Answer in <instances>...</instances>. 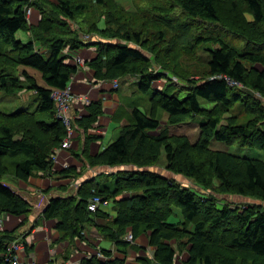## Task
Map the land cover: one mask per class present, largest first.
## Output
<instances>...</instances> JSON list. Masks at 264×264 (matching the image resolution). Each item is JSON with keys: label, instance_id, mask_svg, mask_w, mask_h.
Instances as JSON below:
<instances>
[{"label": "trees", "instance_id": "1", "mask_svg": "<svg viewBox=\"0 0 264 264\" xmlns=\"http://www.w3.org/2000/svg\"><path fill=\"white\" fill-rule=\"evenodd\" d=\"M140 3L145 6L128 13L117 0H0V92L16 96L32 91L30 99L34 102L32 110H0V218H22L15 229L0 230V264H11L7 245L19 238L14 233L31 213L29 202L11 188L8 178L25 182L38 173L62 177L76 174L72 166L53 169L54 150L60 147L67 129L54 117L51 91L69 83L77 71V65L68 62L70 51L82 46L95 47V57L86 62L94 71L93 77L117 78L123 83L125 76L135 75L137 89L133 93L143 94L147 100L146 104L141 99L131 103L132 110L118 136L94 155L88 154L87 145L100 137L88 130L102 113L101 101H91L87 113L74 119L73 125L85 136L84 157L90 168L132 169L98 173L80 183L74 196L49 198L41 215L55 221L57 240L74 246L76 239H83L85 225L93 223L103 238L126 256L132 250L131 242L124 238L126 233H131L133 241L141 233H148L151 257L138 256L140 264H174L180 255L181 264H264V205L218 207L213 197L240 195L264 201V160L209 146L214 139L227 145L264 148V130L260 128L264 124V0ZM27 6L39 12L35 25L28 22ZM171 7H179L190 19L169 17ZM79 15V22L86 27L78 22L76 28L71 27L70 22ZM102 18L104 27L99 28ZM206 24L231 31L244 38L245 45L237 47L219 37L217 31L213 36L203 35ZM151 25L156 26L154 30H149ZM196 26L202 28L201 35L196 36L202 42L194 50L186 46L181 52L190 56L177 66L173 55L178 52L177 42L181 43L180 37ZM81 30L85 34L93 31L107 41L84 42L78 35ZM18 31L28 33L29 39H17ZM144 46L148 55L139 49ZM200 46H204L208 58L204 73L196 78L192 55ZM165 52H171L175 61L172 65L158 58ZM151 63L160 68L148 72ZM27 69L37 72L42 84ZM224 77L241 86L229 85ZM158 79L164 84L160 89L153 88ZM202 102L210 106L203 107ZM161 113L166 115L164 122ZM197 115L202 119L196 141L167 130V126ZM162 150L164 168L170 176L147 169L157 164ZM173 174L182 176L185 182ZM93 194L111 203L112 219L102 207L88 210ZM174 207L179 208L181 219L170 222ZM23 244L25 250L33 248L25 241ZM109 256V251L98 248L97 254L79 264H125V258L107 260Z\"/></svg>", "mask_w": 264, "mask_h": 264}, {"label": "crops", "instance_id": "2", "mask_svg": "<svg viewBox=\"0 0 264 264\" xmlns=\"http://www.w3.org/2000/svg\"><path fill=\"white\" fill-rule=\"evenodd\" d=\"M49 1L53 3L56 2V0ZM31 8L32 11L27 18L30 24L35 25L37 24L40 15L36 8ZM24 36L27 41L29 39V34L25 33ZM97 38V36H92L93 40H97ZM95 55L96 51L94 46H82L77 50L70 52L68 62L73 65V61L76 56L81 57L84 61H90L95 57ZM82 67H78L77 71L69 81L72 89L76 91L75 92L73 90V92L76 94L78 92V94L84 96L88 95L90 101L99 100L102 102L103 112L97 120V125H107L108 128L111 122L116 120L121 127V125L126 122V118H128V115L132 110L131 103L136 100L133 98L135 94H132L135 89L132 86V83L134 81L136 82L135 78H124L125 81H123V83H127L129 80L133 79L132 83H127L126 89L128 91H125L120 84L114 89L112 88L110 81L101 80L97 83H93L91 70L85 69L84 66ZM120 83L123 84L122 82ZM152 87L156 88L154 84ZM24 95H32V93L31 91H25ZM84 111V108L77 110V112H80L81 114H83ZM116 114L117 117L115 116ZM107 128L104 130L102 135H97L100 137L98 140L92 142L90 141L88 143L87 150L89 155H94L110 143L106 142L105 144H102L103 138L108 132ZM84 144L85 136L83 133L78 130L74 131L71 138V149L67 148L60 150L58 161L56 162L59 164L54 166L55 171H60L66 166L75 167L76 173L77 171H80L79 174H81L78 176V179H76V174L73 176L58 177L56 174L49 175L47 173H38L35 176L29 177L25 182L12 181L8 178L7 183L11 186V188L14 189L22 198L28 201L31 206V213L28 217V221L16 230V232L22 233L24 229H27L26 232L29 234H27L28 236L26 237L30 241V243H27L29 246H33V249H31L32 251L29 250L31 252L27 251L29 254L26 255L24 259L25 261H23L22 264H31L34 259L36 260L37 253L40 251L39 244L42 242L44 243L40 247H45V249L48 247V250L44 251L42 254L43 260L38 261L37 264H79L83 259L90 257L93 254H97L98 248H103L110 252V256L107 260L125 258V264H140L139 260H137L138 256L151 257L152 248L148 245V233H141L133 242H131L132 250H130L129 254L126 256L125 254L117 251L113 242L103 238L96 225L93 223L85 225L83 229V239H76L74 246H71V244L67 241L57 240L58 233L54 228L55 221L46 220L42 217L41 211L47 204L49 198L74 196L79 186V184H76L78 180L80 182L93 176L94 169L88 166L84 157ZM102 209L107 210L110 213L109 219H112L114 211L111 209V206H109V203L102 206ZM5 216L6 215H2V218ZM14 218L15 217L9 218L8 216V220H5L6 223H4L6 224L7 229L13 230L19 223V221ZM30 226H32L31 230H29ZM47 238H50V241ZM138 247L142 248L138 251L133 250ZM66 255H68V258L65 259L64 257ZM182 257L183 255L177 256L174 264H181L180 262L177 263V261H181Z\"/></svg>", "mask_w": 264, "mask_h": 264}, {"label": "rangeland", "instance_id": "3", "mask_svg": "<svg viewBox=\"0 0 264 264\" xmlns=\"http://www.w3.org/2000/svg\"><path fill=\"white\" fill-rule=\"evenodd\" d=\"M117 1H118L119 4L121 3L125 7L126 12H128V13H133L135 11L134 10L135 7L145 6L144 3H140L141 0H117ZM31 7H33V6H27L26 8H30L31 11H32V8ZM171 8H172L170 10L171 12L168 13L169 14L168 15L169 17H172V18L174 17V19L177 18L180 21H182V20H185L186 21V20H189L190 19L191 16H189L188 14H186L185 12H183L179 7H171ZM111 16L114 17V18H116L112 14H111ZM81 18H82V16L79 15V17L75 21H71L70 22L71 27H75L76 28V23L77 22L80 25L86 27L87 24H83L82 22H79L80 20H82ZM103 18L107 19L108 17H107V15H105V16H103ZM103 18L101 20H99V22H98L99 28L104 27ZM115 21H117V18L115 19ZM110 23L113 24V27L114 28L116 27V25H114L115 23H113V21H111ZM210 23H212V22H210ZM206 26L207 27H205L203 29V31L205 32L203 35H212L213 36L214 34H216V31H217L219 33V37L221 35V38L223 37L222 38L223 40L230 41L231 44H233V45H235L237 47L243 48L242 46L245 45V43H246L245 40H244V38H242V37H240V36L232 33L231 31H229V30H227L225 28H222L221 26H216V25H212V24H206ZM208 26H211V28H209ZM154 27H156V26H152L151 25L148 28H149V30H154ZM159 27H161V26H159ZM212 28L214 29V31L212 30ZM201 29L202 28H198V26L193 27V29L191 30V32L189 30V32H190L189 34L186 35V32H185V34H184L185 37L184 36H181L180 37L181 38V43L179 41L177 42V50H178V52H177V54L175 52L173 53V55L175 57V60H176V63H177V66L181 65L180 63L183 60H185V57L186 56H190L189 53H183V52H181V51H184L185 50V47L186 46H189V49L190 50L191 49L194 50V46L196 48L198 42H202L201 40L198 41L196 39V36L197 35H201L200 34ZM85 33H87V32H84L83 30H81L80 32H78V35H79L80 38L86 37V40H85V38H82L81 39V40H84V42H89V41H96V42H98V41L103 42L104 41V42H106L107 41L106 39H104V37H102L101 35L99 36L97 33L93 32V31L89 32V34H85ZM24 35H25V32H23V31H18L16 33V37L18 39H21L23 41H26V38H25ZM91 35L92 36H97L98 37L97 40H93ZM194 35H195V37H194ZM193 37H194V39H193ZM166 38L169 40V38L167 36H166ZM195 39H196V41H195ZM147 40L148 39H146V41ZM121 41L123 42V40H121ZM191 43H192V45H191ZM128 44H130L131 46H134L135 47V45L134 44H131V42H128ZM214 46L215 45H212V47H214ZM144 48L145 49H143V48H139V49H141V51L143 53H146V55H148L147 47L144 46ZM204 49H205L204 46H200V47H198V50L195 52V54L192 55V57H193V59H192V65L194 66V67H192V71H193V73L196 74V78L198 76H200V74L202 75V73H204V67L203 66H204V63H205L206 59L208 58V53ZM70 52H72V51H70ZM65 53L69 54V52H65ZM196 55H198V56H196ZM158 58L160 60H163V62H165L168 65H172L175 62L172 59L171 52L162 53V54H160V57H158ZM75 60L77 62V66H76L77 69H78V67L84 66L85 69L91 70L93 83H97L98 81H101V80H98L95 77H93L94 71L86 64L87 61H84L79 56H76L75 57ZM156 68H160V65H158V64H152L151 63L150 65H148L147 71L148 72H156ZM28 72L34 74V76L37 79V81L40 84H42V81L40 79V76H39V74L37 72H35V71L31 70V69H29ZM73 75L71 76V78L73 77ZM127 77L135 78V80H136V77L137 76H135V75L125 76V78H127ZM115 79H117V78H115ZM115 79H112V80H115ZM174 79H175V82H177L176 78H174ZM104 81H110L111 82V80H104ZM132 82H133V79L129 80V82H127V83L130 84ZM175 82H174V85H176V86L177 85H180V84L175 83ZM118 83L121 85L122 88H124L125 91H128L126 89L127 83L121 84L119 80H118ZM163 84H164V80L163 79H158V80L155 81L154 86L157 89H160L159 87H161ZM132 86L137 89V82L134 81L132 83ZM112 88H114V87H112ZM176 89H178V87H176ZM24 93H25V91H21L16 96H12V95L5 94L3 91H1L0 92V110L5 111V112H9V111H13V110H16L18 108H23V107L24 108H27L29 110H32L33 107H34V102H32L31 99H30L32 95H24ZM31 93H32V91H31ZM132 94H135L133 96V98H135L137 100L138 99H141V101L144 104H146L147 97L145 98V95H143V94L141 95L139 93L136 94L135 92L132 93ZM182 96L183 95H181V97ZM77 98L78 99H77L75 105L78 104L79 110H81L83 107L85 108V111L83 112V115H84V114L87 113L86 112L87 105L91 102L90 99H89V96L88 95H86V96H82L81 95L80 96V94H78V92H77ZM75 105L72 106V109L75 107ZM81 105H82V107H81ZM202 106L203 107H205V106L208 107L210 105L202 102ZM101 107H102V102H101ZM234 110L236 111L237 108H234ZM102 112H103V110H102ZM99 116H101V115H99ZM99 116H98V118H99ZM98 118H97V120H98ZM160 119H161V122H164L165 119H166V115L164 113H161ZM201 119H202V117H200V116L197 115L194 118H192V120H188V121H185V122L180 123V124L178 123V124H173L171 126H167V130L169 131L170 134H184V135H186L188 137V139L191 142H194L198 138V126H199V123L201 122ZM106 128H107V125H103V126L100 125L99 126V125H97V122H95L93 124V126L89 130L94 129L95 130L94 131V134H96V135L101 134L102 135L104 133V130ZM119 128H120V124L116 120L115 121H112L111 124L107 128L108 132H107V135L104 136L103 141H102V144H105L106 142L108 143V142H111L112 140H114L116 138V136H118ZM260 128L262 130H264V124H261L260 125ZM89 130H88V133L91 134L92 132H89ZM81 133H83V132L81 131ZM154 134H156V132H154ZM209 146H210L211 149L224 150V151L229 152V153H232V154H236V155H240V156L242 155V156H246V157H250V158H259V159L264 160V148L258 149V148H254V147H248V146H239L236 143L235 144L227 145V144H225L223 142L216 141L214 139H211ZM70 147H68V149ZM65 149H67V148H65ZM60 150H62V149H59L58 150L56 159H53V162H54L53 169H54V166L55 165L59 164V163H56V162L58 161V155H59V151ZM165 163H166L165 153L162 150L161 151V154L159 156V159L157 161V164L155 166L154 165L153 166H150L147 169L150 170V171H154L156 173H160L161 175H164V176H170L171 175V172L167 171L164 168ZM93 169H94L93 175H96V174L102 173V172H116V171L122 170V169H132V166H124V167H118V166H116V167L115 166L114 167L97 166V167H93ZM75 170H76V168H75ZM78 172H80V171H77V173ZM77 173H76V176H77L76 179H78L79 178L78 176L81 175V174L77 175ZM91 174H92V172H91ZM57 176L58 177H62L60 175H57ZM173 176L175 178H177L179 181L185 182V180H184V178L182 176L177 175V174H173ZM83 181L84 180H82V181L79 182V180H78V182L76 184H80ZM189 184L190 183H188L186 185H189ZM213 197L216 198V204H217L218 207H222L223 205L230 204L231 206H237L239 208H243L246 203H249V204L250 203L251 204L258 203V204L264 205V201H261V200H258V199H252L250 197L240 196V195L215 194V196H213ZM109 206H111V203L109 204ZM10 217H14V216H9V218ZM14 219L18 220L19 223L22 221V218H19V217H15ZM180 219H181V216H180L179 208L174 207L173 215H171L168 218V220L170 222H177ZM5 220L6 221L8 220V215H6L5 217L2 218V224L0 226V230L1 231H5V230L11 231V230H9V229L6 228V224H5L6 221ZM31 229H32V226L29 227V230H31ZM26 231H27V229H24L22 233L21 232H15L14 233L15 237L17 235V236H19V238H15L12 241L22 242V243L25 241L26 243L27 242L30 243V241L26 237V236H28L27 234H29V233H27ZM47 239H49V241H50V238H47ZM43 243L44 242H42V243L39 244L40 251H39V253H37L36 260L34 259L31 264H37L38 261L43 260L42 254L44 253L45 250H48V247H47V249H45V247H43V248L40 247L41 245H43ZM31 249H33V248H29L28 247L27 250L23 249V253H22V255L19 258V263H23V261H25L24 259H25L26 255L29 254V253H27V251L28 252H31L32 251ZM29 250H31V251H29ZM178 262H180V260H178L177 263Z\"/></svg>", "mask_w": 264, "mask_h": 264}, {"label": "built area", "instance_id": "4", "mask_svg": "<svg viewBox=\"0 0 264 264\" xmlns=\"http://www.w3.org/2000/svg\"><path fill=\"white\" fill-rule=\"evenodd\" d=\"M25 12H26V15L28 16L31 12V9L26 8ZM82 38L86 39V37H82ZM64 52H66V49L64 50ZM74 62L77 64L75 59H74ZM224 78L228 81L229 85H236L238 87L241 86V84L237 81L231 80L227 77H224ZM111 84H112V87L117 88L118 80L117 79L111 80ZM51 97L54 102V117L60 120L67 129V134L62 140L60 147L54 150L52 158L56 159L57 152L59 149H65L71 146V138H72L73 132L77 130L82 131L81 129L77 128V126H74L73 123H74L75 118L83 116V114H81L80 112L79 113L77 112L79 107H78V104L75 105V103L78 98H77V94L73 92V89L70 83H68L63 89H52ZM74 105L75 107L72 109V106ZM94 131H95L94 129L89 130V132H92L91 134H94ZM107 203L108 201L103 199L101 196L97 194H93L88 201L87 208L88 210L94 212L99 207L107 205ZM1 224H2V220L0 219V226ZM124 238L130 242L133 240L130 232L126 233ZM23 246L24 245L22 242H16V241H12L7 245V253L8 255H11L12 257L11 264H20L19 258L23 253V249H24ZM98 256L102 257V255L99 253H98Z\"/></svg>", "mask_w": 264, "mask_h": 264}, {"label": "clouds", "instance_id": "5", "mask_svg": "<svg viewBox=\"0 0 264 264\" xmlns=\"http://www.w3.org/2000/svg\"><path fill=\"white\" fill-rule=\"evenodd\" d=\"M25 13H26V12H25ZM26 16H27V15H26ZM79 38H80V37H79ZM80 39H82V38H80ZM64 50H65V49H64ZM64 50H63V51H64ZM73 64H74V65H77L74 61H73ZM108 203H109V202H108ZM108 203H107V204H108ZM101 207H102V206H101ZM0 219L2 220V216H1ZM131 242H133V240H132ZM20 264H21V263H20Z\"/></svg>", "mask_w": 264, "mask_h": 264}, {"label": "bare ground", "instance_id": "6", "mask_svg": "<svg viewBox=\"0 0 264 264\" xmlns=\"http://www.w3.org/2000/svg\"><path fill=\"white\" fill-rule=\"evenodd\" d=\"M59 89V88H58ZM51 91V90H50Z\"/></svg>", "mask_w": 264, "mask_h": 264}, {"label": "water", "instance_id": "7", "mask_svg": "<svg viewBox=\"0 0 264 264\" xmlns=\"http://www.w3.org/2000/svg\"><path fill=\"white\" fill-rule=\"evenodd\" d=\"M102 170H103V169H102ZM102 170H101V171H102Z\"/></svg>", "mask_w": 264, "mask_h": 264}]
</instances>
